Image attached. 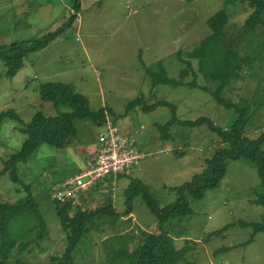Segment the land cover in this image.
<instances>
[{
	"label": "rangeland",
	"instance_id": "rangeland-1",
	"mask_svg": "<svg viewBox=\"0 0 264 264\" xmlns=\"http://www.w3.org/2000/svg\"><path fill=\"white\" fill-rule=\"evenodd\" d=\"M75 1L77 9L73 8ZM222 6V0H0V45H28L57 30L46 45L25 54L22 67L13 76L4 74L6 67L0 60V110H14L21 123L28 122L36 111L53 115L58 110L40 98L39 85L46 81L68 83L87 98L91 109L111 110L116 122L112 124L110 116L108 122L142 153L120 180L106 184L100 180L102 187H92L72 202L88 210L111 200L116 211L121 212L128 203L132 211L130 218L123 215L113 224L103 225V231L90 228L76 246V264H124L126 258L117 253L130 249L143 230L155 231L154 215L142 193L131 191L127 201L125 188L130 179L139 178L148 186L151 201L165 206L176 198L170 188L199 172L203 157L220 145V139L204 125L177 124L169 128L172 139L162 143L154 125L167 121L170 109L161 104L147 111L141 110V104L127 109V103L137 97L146 105L165 100L175 105L180 119L208 116L223 127L231 122L233 110L215 103L207 91L169 83L152 86L146 72V68L156 70L155 64L161 61L168 77L177 78L181 64L175 52L179 50L182 57L190 55L209 33L206 19ZM229 9L226 28L232 33L250 8L236 2ZM73 10L76 16L67 22ZM191 62L196 69V60ZM201 67L197 82L211 87L214 82L203 75L210 65L201 60ZM254 85V81L240 79L231 95L246 97ZM18 124L11 118L1 121L0 169L25 137L17 130ZM104 126L77 119L68 143L54 146L42 142L25 162L17 163L18 176L30 186L47 226V233L38 245L24 252L23 259L46 264L50 254L62 252L65 235L51 190L79 171ZM262 129L264 101L245 122L244 134L254 137ZM174 150L181 154L176 156ZM259 190L260 178L249 160H226L217 186L206 189L201 198L188 196L191 213L163 224L177 252L176 264H264V230H254L256 224L264 226V207L254 201ZM20 194L19 185L0 173V201H13Z\"/></svg>",
	"mask_w": 264,
	"mask_h": 264
},
{
	"label": "trees",
	"instance_id": "trees-1",
	"mask_svg": "<svg viewBox=\"0 0 264 264\" xmlns=\"http://www.w3.org/2000/svg\"><path fill=\"white\" fill-rule=\"evenodd\" d=\"M236 2L245 3L250 11L236 31L228 33L226 26L231 15L229 7ZM222 3V8L206 19L209 33L197 42L192 53L182 57L179 50L175 52L181 64L177 78L168 77L161 61L155 64L156 70L146 68V72L152 79V86L158 83H169L173 86L183 85L207 91L215 103L225 109L233 110L234 118L231 122L223 127L208 116L180 119L175 114V105L165 100L146 105L143 104V98L137 97L127 103V109L138 104H141L142 111L153 109L159 104L170 109L171 117L164 123L154 125L162 143L172 139L169 128L173 124L204 125L221 142L214 147L209 156L203 157V167L199 172L170 188L176 193V198L165 206L160 207L156 202L151 201L147 196L148 186L140 179L129 180L125 188L127 201L131 191L142 193L147 207L154 215L156 229L155 231L143 230L130 249L120 250L117 253L126 258L124 264H176L177 252L172 237L163 228V224L169 218H182L189 215L192 210L188 203V196L201 198L206 189L217 186L225 173L228 159L242 157L255 166L260 178V190L256 192L254 201L264 207V150L262 149L264 129L254 137L244 134L245 122L264 101L262 94L264 91V0H222ZM77 6L78 2L75 1L73 8L77 9ZM73 12L74 15L72 14L67 22H71L76 16V11L73 10ZM56 31L47 32L28 45L25 42L0 45V60L6 67L4 74L8 77L13 76L22 67L25 54L46 45L56 35ZM191 60H196V69ZM201 60L210 65L208 73L203 75L214 82L211 87L197 82V73L202 71ZM188 76H190L189 79H187ZM246 78L255 83L251 94L246 97L236 95L233 98L231 93L235 89V84L238 80ZM38 92L42 100L50 101L58 110L55 114L36 111L28 122L21 123L14 110H0V124L2 119L11 118L19 123L16 128L25 135L19 148L3 160V166L0 169V173H6L22 191V194L13 201H0V264H38L23 259V254L38 245L39 240L47 233V226L30 186L23 183L18 176L17 163L25 162L42 142L54 146L68 143L75 134L77 119L85 120L96 127L104 126L109 116L112 124L116 122V117L111 110L106 107L91 109L87 98L76 92L68 83L46 81L39 85ZM174 153L176 156L181 154L180 151L177 153V150H174ZM126 174L127 172L124 171L115 175L122 177ZM97 183L98 181L95 185ZM83 195L82 192L79 197ZM51 199L60 228L65 235V247L60 254H50L46 264H76V246L85 234H88L90 228L103 231L105 230L103 225L106 223L113 224L121 216L132 212L130 203L124 205L125 208L120 212L114 209L111 200L100 207L83 210L71 200L58 201L52 197ZM12 222L13 225L10 226ZM254 230H264V226L256 224ZM131 235L134 237L133 233Z\"/></svg>",
	"mask_w": 264,
	"mask_h": 264
},
{
	"label": "built area",
	"instance_id": "built-area-1",
	"mask_svg": "<svg viewBox=\"0 0 264 264\" xmlns=\"http://www.w3.org/2000/svg\"><path fill=\"white\" fill-rule=\"evenodd\" d=\"M140 157L141 153L131 145L130 139L122 138L107 120L97 135L93 158L76 174L53 185L51 197L58 201H76L80 193L92 188L97 181L128 170Z\"/></svg>",
	"mask_w": 264,
	"mask_h": 264
},
{
	"label": "crops",
	"instance_id": "crops-1",
	"mask_svg": "<svg viewBox=\"0 0 264 264\" xmlns=\"http://www.w3.org/2000/svg\"><path fill=\"white\" fill-rule=\"evenodd\" d=\"M95 148H96V144H95V147H94V149H93V151L95 150ZM91 152L89 155H91V156H89L88 158H85L84 159V161L83 162H81V164L79 165V168L80 169H82L85 165H86V163L90 160V159H92L93 158V155H94V152ZM142 154V153H141ZM79 169V170H80ZM131 172V171H130ZM121 179V177L120 176H116V175H112L111 177H106V178H104V179H102L100 182H102V183H104V184H106L107 182H110V181H113V183H115V182H117L118 180H120ZM139 179V178H138ZM99 182V183H100ZM106 182V183H105ZM99 183H97V185H95L93 188H97V187H99V186H101L102 187V185H99ZM130 214V215H129ZM131 214L132 213H128L127 215H128V217L130 218L131 217Z\"/></svg>",
	"mask_w": 264,
	"mask_h": 264
}]
</instances>
